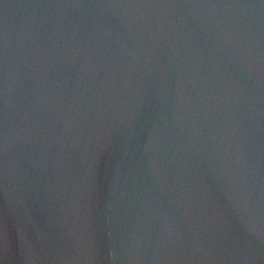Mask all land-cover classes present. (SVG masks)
Here are the masks:
<instances>
[{"label":"water","instance_id":"1","mask_svg":"<svg viewBox=\"0 0 264 264\" xmlns=\"http://www.w3.org/2000/svg\"><path fill=\"white\" fill-rule=\"evenodd\" d=\"M0 264H264V0H0Z\"/></svg>","mask_w":264,"mask_h":264}]
</instances>
